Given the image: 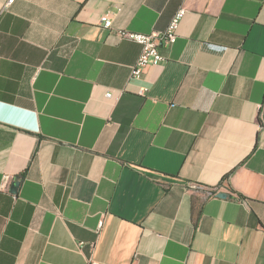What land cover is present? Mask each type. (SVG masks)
<instances>
[{"label":"crops","instance_id":"1","mask_svg":"<svg viewBox=\"0 0 264 264\" xmlns=\"http://www.w3.org/2000/svg\"><path fill=\"white\" fill-rule=\"evenodd\" d=\"M6 1L0 264H264V0Z\"/></svg>","mask_w":264,"mask_h":264},{"label":"built area","instance_id":"2","mask_svg":"<svg viewBox=\"0 0 264 264\" xmlns=\"http://www.w3.org/2000/svg\"><path fill=\"white\" fill-rule=\"evenodd\" d=\"M13 0H7L3 9L10 5ZM185 9L180 7L174 13L165 29L160 31H152L151 33L131 32L124 29H118L115 34L118 37L126 38L128 40L138 43L141 47L140 53L131 66L130 79H140L144 69L150 65H158L165 61L166 57L161 53L160 48H166L175 42L177 38V28L181 18L184 16ZM102 25L105 28H110L112 22L111 18L104 16L101 18ZM147 92V87H140L139 94L144 95ZM107 97L111 96L110 92L106 93ZM210 195V193H208ZM102 225V219L98 221V228ZM88 264H98L97 261H90Z\"/></svg>","mask_w":264,"mask_h":264},{"label":"water","instance_id":"3","mask_svg":"<svg viewBox=\"0 0 264 264\" xmlns=\"http://www.w3.org/2000/svg\"><path fill=\"white\" fill-rule=\"evenodd\" d=\"M16 185H17V184H16V181H14L13 184H12V186H11V191L14 192ZM217 196H218V197H221V198L229 197V195H228L227 193H225V192H219V193L217 194Z\"/></svg>","mask_w":264,"mask_h":264}]
</instances>
